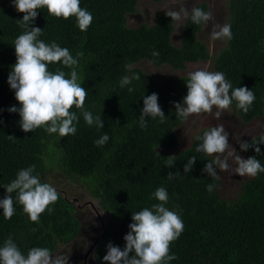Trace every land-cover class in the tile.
Masks as SVG:
<instances>
[{"label":"trees","instance_id":"16d2710c","mask_svg":"<svg viewBox=\"0 0 264 264\" xmlns=\"http://www.w3.org/2000/svg\"><path fill=\"white\" fill-rule=\"evenodd\" d=\"M136 2L80 0L81 8L93 16L86 32L76 27L74 17L55 18L46 9H39L30 25L43 29L39 39L45 43L54 41L68 48L74 57L77 52L84 53L77 68L81 86L88 91L84 107L94 115L101 113L104 122V128L98 130L87 126L80 116L77 132L61 138L42 128L23 132L18 113L8 111L20 107L7 78L16 62L14 40L24 31L17 21L24 14L16 11L12 0H0V200L6 195L4 186L16 178L19 170L32 165L42 182H46L47 170L52 169L83 185L108 214L102 234L106 250L101 245L94 250L95 263L105 264L108 243L123 250L132 214L158 203L152 194L158 187H165L169 194L166 206L178 212L184 223V231L170 245L169 254L177 259L169 264H264V173L248 178L234 199L222 200L216 193L219 177H209L202 171L211 158L195 151L201 143L197 137L208 128L202 129L186 150L169 155L157 152L158 148L173 151L177 145L175 129L183 120L176 116L173 105L186 96L188 77L156 81L132 67L144 58L156 66L168 64L176 69L211 60L213 69L223 72L233 88L247 87L255 94L246 114L235 104L231 106L239 119L250 123L263 118L264 0H228L225 23L231 24L233 38L224 41L213 58L207 45L197 38L202 25L193 24L190 18L182 26L179 45L172 43L174 25L166 14H157L149 26L129 28L126 16L135 12ZM195 7L207 11L204 2ZM153 51L159 56H152ZM57 68L71 71L60 63L49 66L50 71ZM132 74L140 79L121 88V78ZM129 87L135 90L130 93ZM153 93L158 95L167 118L161 123L159 117H146L147 127L141 128L138 118L143 99ZM71 111L80 115L75 108ZM104 133L109 136L108 142L97 146L94 142ZM262 139L264 135L246 142L255 145ZM257 147L260 154L250 147L249 157L255 156L264 165V144ZM169 156L175 157L171 168L166 167ZM192 156L197 159L193 169L184 173V165ZM169 172L177 173L175 179H167ZM210 183L215 186L211 193L206 190ZM12 196L15 200L16 194ZM14 207L11 219H5L0 209V247L11 236L25 255L32 247H47L53 253L58 243L71 241L79 231L71 205L61 196L50 205L52 213L41 214L39 223L30 222L18 203Z\"/></svg>","mask_w":264,"mask_h":264},{"label":"clouds","instance_id":"9594fccd","mask_svg":"<svg viewBox=\"0 0 264 264\" xmlns=\"http://www.w3.org/2000/svg\"><path fill=\"white\" fill-rule=\"evenodd\" d=\"M12 6L18 13L24 14L22 20L17 21L24 31L14 40L16 62L11 66L7 78L10 90L14 91V98L20 105L18 109L15 106L10 107L8 111L18 113L20 129L25 133H31L42 128L50 135L67 137L77 132L76 125L80 116L87 126L103 129L101 113L94 115L84 107L88 91L81 86V76L77 71L79 60L84 53L77 52L74 57L68 48L61 47L54 41L45 43L39 39L43 29L30 27L40 12L39 9H46L47 14L55 18L68 20L74 17L76 27L81 32H86L93 21L92 14L81 8L80 0H12ZM165 14L178 24L190 18L193 24L205 28L214 20L211 10L205 11L195 6L190 10L181 6L178 11L170 9ZM232 38L230 23L214 24L211 40L229 42ZM152 56L158 57L159 52L153 51ZM57 63L71 71L65 73L61 68L50 71L49 66ZM126 67L130 69L131 65ZM139 79L138 74L126 75L121 78L120 87L124 88ZM185 87L186 96L182 102L173 105L176 116L182 120L209 114L220 121L224 112L233 104L246 114L256 99L254 92L247 87L233 88L225 74L220 71L198 69L189 72ZM134 90L132 87L128 88L130 93ZM158 99L156 93L143 99V108L138 118L141 128L147 127L146 117L153 119L159 117L161 123L167 118ZM73 108L79 110L80 115L71 111ZM8 138L14 139L11 136ZM197 139L201 143L195 151L212 157L202 170L209 177H219L217 168L220 172L232 171L239 177L255 178L258 173H264V165L259 159L255 156L244 159L229 144V134L225 131L223 123L212 125ZM108 140V134L104 133L94 143L103 146ZM260 144H264V139L255 145L239 142V149L245 152L251 147L259 155L260 148L257 145ZM167 160L166 167H173L175 157L169 156ZM196 160L195 156L187 160L184 173L192 171ZM229 160L232 161L231 164ZM35 167L32 165L19 170L16 178L4 186L6 195L0 200V209L5 219H11L15 214V203L22 206L23 213L32 223H39L40 216L45 211L49 213L54 211L50 205L59 200L60 193L50 183L42 182L38 174H34ZM176 174L169 172L167 179H175ZM214 187L210 183L206 190L211 193ZM13 193L16 194L15 200ZM152 196L158 203L132 214V223L128 225L129 231L123 237L125 241L123 250L108 243L107 254L103 257L105 264H169L170 261L177 259L174 254H169L170 245L184 231L183 220L178 212L166 206L169 194L165 187H158ZM68 260L69 255L53 254L47 247H32L25 255L11 236L0 247V264H68Z\"/></svg>","mask_w":264,"mask_h":264},{"label":"rangeland","instance_id":"374dc122","mask_svg":"<svg viewBox=\"0 0 264 264\" xmlns=\"http://www.w3.org/2000/svg\"><path fill=\"white\" fill-rule=\"evenodd\" d=\"M203 2L207 4V11H212L214 20L208 23L207 28L202 26L197 34V38L207 45L209 54L213 58L221 47L224 46V41L211 40V32L215 23L225 24L228 16V0H162L159 2L154 0H137L135 12L126 16V25L129 28H136L141 24L149 26L154 22V17L157 14H165L170 9L178 11L181 6H185L190 10L195 5ZM185 21L179 24L173 21L174 31L171 40L174 45H179L180 43L181 29ZM132 67L150 75L156 81H161L168 77H188L189 72L198 69L215 71L211 60L188 63L184 68L176 69L168 64L156 66L144 58L138 60ZM219 122L224 124L225 131L229 134V144L244 159L249 158L248 151H240L239 142H246L247 139L263 136L264 117L254 119L250 123H244L239 119L232 107L224 112L220 121L215 120L209 114L192 116L183 120L175 129L177 145L173 151L158 148L157 152L169 155L186 150L202 129L209 128ZM210 158L212 159V157ZM229 163L231 164L232 161L229 160ZM217 173L220 184L217 187L216 193L222 200H232L237 197L242 190L243 183L250 178L247 176L239 177L232 171L220 172L218 168ZM44 180L46 183L53 185L60 193V196L71 205L80 225L76 236L67 243H58L53 254L69 255L68 264H96L94 260L95 248L101 245L102 250H106V245L102 241V234L108 217L107 212L102 208L101 203L87 192L83 185L69 180L60 172L48 169L44 175Z\"/></svg>","mask_w":264,"mask_h":264}]
</instances>
